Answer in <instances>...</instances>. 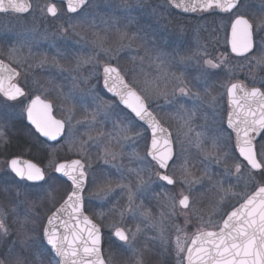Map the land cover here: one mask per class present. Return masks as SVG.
Wrapping results in <instances>:
<instances>
[{
  "label": "snow or ice",
  "instance_id": "snow-or-ice-1",
  "mask_svg": "<svg viewBox=\"0 0 264 264\" xmlns=\"http://www.w3.org/2000/svg\"><path fill=\"white\" fill-rule=\"evenodd\" d=\"M64 3L71 15L61 31L71 29L76 35H80L77 29L90 31L92 38L86 40L90 49H57L50 55L41 50L49 34L33 27L15 33L6 53L0 52L4 56L0 59V145L8 143V122L21 107L36 133L49 141L65 136L69 151L77 156L63 163L50 162L59 177L20 156L5 161L8 173L0 177L5 185L0 191L7 194L11 188L16 203L10 212L0 207V264H121L117 257L123 264H146L148 245L141 248L136 243L141 234L160 248L167 264H264V75H258L264 73V11L259 18L254 13L249 16L244 11L247 0H165L163 6L152 9V15L161 18L170 9L223 14L228 21L226 51L239 58L233 66L228 55L210 57L206 49L191 54L179 47L166 51L156 45L155 38L149 46L145 29L129 31L134 22L131 15L123 27L118 23L116 12L129 13L132 8L127 0L111 9L108 19L101 17L104 31H114L115 39L99 35L96 13L90 11L97 7L95 0ZM61 11L51 0L43 5L35 0H0V14L17 19H35L37 12L41 17L59 18ZM132 51L136 52L130 57L133 68L122 69L121 54ZM62 61L74 62L73 67L65 68ZM193 62L200 67L194 79L210 97L207 101L186 75ZM87 65L91 70L84 75L80 69ZM180 66L184 70H173ZM45 67L61 75L69 73L71 88L65 92L57 85L56 100L49 98L53 89L35 78L31 84L41 94L29 92L30 70ZM221 67L228 68V80L221 85L222 93L212 95L208 80L214 73L209 70ZM237 67L248 69L251 86L235 77ZM93 80L96 83H89ZM101 80L103 90L114 99H105L98 90ZM225 97L227 108L222 111ZM160 99L175 107V113H165L178 122L175 132L158 111ZM189 100L199 104L188 108ZM205 106L208 111H201L204 124L198 130L193 121L197 110ZM57 107L65 113L61 119L54 115ZM77 107L82 110L80 116ZM141 142L142 153L136 148L126 151L127 146ZM193 149L199 161L191 158ZM101 162L110 168L94 167ZM213 165L221 166L222 172L213 173ZM216 175L235 176L236 183L225 186V180L215 179ZM61 178L70 185L56 207L53 185ZM117 189L126 196V203L121 207L117 201L108 209L119 222L111 225L106 246L102 231L106 213L87 214L86 201L95 198L104 207ZM40 191L54 207L44 220L33 211L37 201L29 199ZM150 194L158 204L155 214L144 204ZM43 203L41 197L39 204ZM25 205L29 207L21 218L18 210ZM10 214H14L11 224ZM126 215L139 221L135 230L125 223ZM179 216L184 217L183 226L177 223ZM13 225H18L15 230ZM145 229L154 234L148 235Z\"/></svg>",
  "mask_w": 264,
  "mask_h": 264
},
{
  "label": "rangeland",
  "instance_id": "rangeland-1",
  "mask_svg": "<svg viewBox=\"0 0 264 264\" xmlns=\"http://www.w3.org/2000/svg\"><path fill=\"white\" fill-rule=\"evenodd\" d=\"M124 0H95V4L97 7L95 9H90V11H94L96 13V23L98 25V33L100 36L104 35H109L111 39H115V34L113 32H108L106 33L104 31L105 25L101 20V17H104V19H108V13L110 12L111 9H116L118 6H120ZM128 3L132 4V8L129 13H125L123 10L117 11L116 16L118 17V23L121 27H123L125 24L128 23V15H131L134 18V22L129 25V31L134 32L139 28H143L146 30L148 34V44L151 46L153 38H155V43L158 47H160L163 50L170 51L173 47H179L180 50L184 53L191 54L195 52L197 49H206L208 55L210 57H215V58H221L224 55H228L229 63L233 66L237 65L238 59L235 58L233 55H230L229 50L226 48L227 46L225 45V27L227 26L228 21L225 19H217L215 22L208 17H199V18H191L188 20L184 21L183 28L184 30L188 31L185 34H182L181 32H178L177 30H169L167 28L170 22V20H167L168 18V12H165L163 15V18L160 16H154L152 15V9L157 7V6H163L165 3V0H127ZM261 14H258L257 18H259ZM67 20L66 18H56V19H33V17L27 18V19H15V18H3L0 19V32H8L10 35L14 36L15 33H18L22 31L25 28H37L39 32H44L45 30L49 34V40L44 41L41 44V50L42 51H48L50 55L55 54L57 49H60L61 51H66V50H71L73 52H76L79 49H84L87 51L88 49L91 48L90 44L86 43V40H90L91 37V32L90 31H85L83 29H77L76 31L80 33V35H76L71 29L64 33L61 31V26L67 27ZM181 22V21H179ZM109 25L112 24L111 20H108ZM180 27L181 23H180ZM176 28V27H175ZM171 31V33H170ZM0 33V35H1ZM143 34V33H142ZM85 37V40H82L81 37ZM79 41V43H77ZM139 41L135 42L133 45V48L135 49L139 45ZM51 44H54V47H50ZM3 53H6L4 51H1ZM27 52V49H25V53ZM140 54L143 55V49H140ZM1 55V54H0ZM136 55L135 51H132L131 53H122L121 54V60H120V67L122 69H129L131 70L133 68V63L131 61V56ZM64 64L65 68L70 69L73 67V63H70L68 61H62ZM137 65L139 64V61L136 62ZM91 70V66L87 65L80 69V72L83 73L84 75H87V73ZM173 70L176 71H181L184 70L182 66L180 67H174ZM151 71V69H149ZM200 67L197 66L194 62L187 68L186 70V75L187 77L192 80V84L194 83V78L199 74ZM214 73V75L210 76L209 79L211 80H218L221 79L223 80V83H226L228 80V68L221 67L218 69H213L209 70ZM246 73H248V69H240V68H234V74L236 78H240L241 76H246ZM255 74V73H253ZM45 75V76H42ZM69 73L64 72L63 75H61L57 70L51 69L48 67L45 68H33L30 70V75L27 77L29 81V85L31 88V91L37 94H41L39 89H36L32 86L31 81L33 78L39 80V82L44 85L46 88L53 89L52 94L49 96L50 99L56 100V95H55V88L57 85L62 86L63 90L65 92H68L71 88V81L70 79H67ZM131 75V72H130ZM258 75H264V73H260ZM247 77V76H246ZM247 83L249 86L252 84V80L250 78H246ZM46 81V82H42ZM49 81H52V83H48ZM45 83V84H44ZM89 83H96L95 80L90 81ZM211 84L209 83V86ZM197 86V85H196ZM97 88L99 89V84H97ZM194 90H196L194 88ZM201 95L203 96L204 100L207 101L210 99L208 95H205L203 92V89H200ZM217 91V90H216ZM224 91L223 88H221L220 93ZM214 94V90L211 91L212 95H219ZM103 94V93H102ZM105 99H112L108 97L105 93L103 94ZM224 105L222 106V111L223 109L227 108V99L226 97L224 98ZM57 104H60V101H56ZM160 105L159 112L162 116H165V113H175V107L171 104H167L163 99H160L157 102ZM194 104H199V102H193L191 100L186 101V106L188 108H193ZM201 111H208V109L203 107L202 109L197 110V116L196 119L193 121V123L197 126V129L199 130V126L204 124L203 119L201 118ZM15 118L9 121V123H13V125H19L15 119L18 118L20 119V116H23L22 108L17 107L15 110ZM20 112V114H19ZM56 114L58 117L63 118L65 115L64 112L60 110L59 107L56 108ZM76 114L77 116L82 115V110L77 107L76 108ZM225 120H226V112H223ZM165 119L168 122V125L171 126V129L173 132L177 130L179 127V124L176 120H173L169 118L168 116H165ZM110 127V126H108ZM20 130L18 128L15 130V134L17 133L16 131ZM85 129L81 128V132H83ZM95 133H93L94 135ZM83 139H86L87 137H81ZM133 148H136V150L140 151L141 153L143 152L144 149V144L141 142L138 145H129L126 147V151H132ZM51 153L50 160L46 162L47 170L49 173L52 172V168L49 167L50 162L58 163L60 160L64 159H71V158H77L76 153L74 150L69 151L68 145L64 142L52 149L49 150ZM191 158L193 160L199 161L200 156L199 154L193 149L191 150ZM93 159H95V156L93 155ZM125 164H128L127 158H125L124 161ZM233 161L229 160L228 162V167L231 169L232 168ZM5 161L0 162V171L5 170ZM132 167L136 166V163L133 162ZM95 168L99 167H109L110 166H104L102 162L100 164H95ZM197 167H202V165H197ZM114 172V170H112ZM212 171L213 173H219L222 172V167L221 166H212ZM199 174V173H197ZM215 179H224L225 180V186H227L229 183L235 184L236 183V177L231 176V177H223L222 175H216ZM62 187H59V186ZM155 185V184H154ZM239 187L242 189L244 187L243 181L240 182ZM66 188V189H65ZM66 190V191H65ZM251 190V189H249ZM68 191V188L66 187L65 184L57 183V199L55 200V203L57 202L60 203L65 199L66 197V192ZM87 194V193H86ZM211 195V194H210ZM87 196V195H86ZM113 198V199H112ZM110 203L111 200H118L119 206H123L126 203V196H124L119 189H117L112 195L108 198ZM92 203H101L100 201H97L95 198L91 200ZM207 203V200L205 201ZM233 204L236 202L233 201ZM108 204V203H106ZM116 204V203H115ZM210 211V209H205V213ZM182 220H184V217L181 216ZM119 222V217L118 221ZM131 222V224H129ZM139 221L132 220L130 215H126L125 217V223L130 226L133 230H135L136 223ZM183 226V224H180ZM143 226V225H142ZM192 227V225H189V227ZM145 232L150 235L147 232V229H145ZM144 234H141L138 237L137 240V246L143 248L145 244L148 245V250L147 252L150 253L151 255L153 254L155 257L161 256L160 255V248L157 245H154L153 242L149 243H143L144 240ZM145 252V254H147ZM149 254V255H150ZM150 255V256H151ZM151 264H159V263H151Z\"/></svg>",
  "mask_w": 264,
  "mask_h": 264
},
{
  "label": "flooded vegetation",
  "instance_id": "flooded-vegetation-1",
  "mask_svg": "<svg viewBox=\"0 0 264 264\" xmlns=\"http://www.w3.org/2000/svg\"><path fill=\"white\" fill-rule=\"evenodd\" d=\"M35 2L43 5V4L48 3L49 0H35ZM51 2L56 3L58 5V7H60L62 9L59 17L68 19V16L71 15V14H67L66 13V5H65V3L62 2V1H56V0H51ZM244 11H246V13L249 16H251L254 13L255 17H257L258 14H261L262 11H264V2H262V0H247V8ZM204 16H205V18L208 17L209 19L213 20L214 22L217 19H225V20H227L223 16V14H221V15H211V14H207V13L186 14V13H183V12L177 10V9H171L170 12L168 13V16H167L168 18H166V19L170 20V21H173V22L169 23V25L167 26L169 28H167V29H169L171 31L177 30L178 32H181L182 34H185L184 33V31H185L186 33L189 34V32L184 30V28H183L184 21L188 20V19H191V18H199V17L201 18V17H204ZM30 17H32V16H28L27 18H30ZM35 17L37 19H40V20L41 19H56V18H51V17H41V15L38 12L35 13ZM3 18H15V17L9 16V15L0 14V19H3ZM15 19H17V18H15ZM179 21H181V22H179ZM180 23H181L182 27H180ZM171 31H170V33H171ZM11 43H12V36L10 35V33L2 32L1 35H0V50L6 52L8 46ZM228 50L230 52V49H228ZM0 59H4V56L2 54L0 55ZM237 59H239V58H237ZM5 62H7V61H5ZM42 76H45V75H42ZM246 78L247 77L243 75L239 79L240 80H244L247 83ZM192 79L194 80L193 85L195 86V89H199V90L203 89L202 86H200V85H198L196 83L194 78H192ZM42 82H46V81H42ZM209 83L211 84L210 86H209ZM221 83H223V80H221V79H218V80L209 79L208 80V86H209L211 91L214 90V94L220 93V91H221ZM99 89L102 90L103 94L105 93L108 97L114 99L113 97L108 95L105 90H103L102 80L99 83ZM200 91H202V90H200ZM29 92L32 93L33 96L35 94H37V93H34V92L31 91L30 85H29ZM25 103H27V100H25ZM223 105H224V101H223L222 106ZM19 114H20V112H19ZM54 114H55V116L58 119H60V117H58L57 114H56V109L54 110ZM14 121L19 123V125H13V123H9L8 122L7 129H6L8 143L6 145H0V162L2 160L6 161V160L11 159L13 157L20 156L23 159H29L32 162L37 163L36 161L32 160L30 158V156L34 155V154H39L41 152V148L42 147H43V149L45 151L44 153L48 154V161H49L50 157H51V153L49 152V150L54 148V147H56V146H58V145H60V144H62L64 142L65 136L59 142L48 143L38 133L35 132L34 127H32L30 124L27 123L26 114H23V116L21 115L19 120L17 118ZM18 128H20V130L16 131L17 133L15 134V130H17ZM71 159H74V158H71ZM71 159H68V160H71ZM65 161H67V159L60 160L58 163H62V162H65ZM38 165L41 166L42 168H44L45 171L48 174H50L52 176L59 177V175L57 173H55L53 171V169H52V172L49 173V171L47 170V167L42 166L40 164H38ZM7 173H8V170L5 168V170L0 171V177H5L7 175ZM41 183H43V182H41ZM57 183L58 184L59 183L65 184L67 188L70 185L69 182H67L66 180H64L62 178H61V181H57L53 185L54 197L56 199H57ZM3 187H5V185L0 184V188H3ZM59 187H62V186L60 185ZM153 187L155 188L156 186L153 185ZM157 191H159V189H157ZM41 197H43V199H44V203L42 205L39 204V201H40ZM29 199L30 200L35 199L37 201V205L38 206L34 207L33 211L35 213L39 214V217H40L41 220H44V218L47 215H49L52 210H54L53 204L51 202H49L48 198L44 195L43 191H40L38 193L37 192L32 193V195L29 197ZM117 201L118 200H111L112 203L105 204L104 207H101V203L95 204V203L86 201L87 214L95 215L96 213H99L100 211H104L106 213L105 219L102 221V223H103L102 231L104 233V240H105V245L106 246H107V241H108V233L110 231L111 225L114 224V223H117V221H118V216L113 215V214H109L108 213V209L113 204L117 203ZM15 203H16L15 193H14L13 190H11V188L9 189V192L7 194H5L3 191H0V207H3L6 211L10 212L11 207ZM60 203L57 204V202H56L55 206L58 207ZM144 204H145V206L151 208L154 214L158 212L157 201H156L155 198H153V196L151 194L149 196L145 197ZM27 207H29V205L22 206L18 210L19 213H20V217L21 218L23 217L25 209ZM13 218H14V214H10V216H9V223L10 224H11ZM97 222L99 223L100 221L98 220ZM177 223L184 224V220H182L181 216H179L177 218ZM129 224H131V222ZM17 226L18 225H13L14 230H15V228ZM128 227L130 228V226H128ZM191 230H192V227L190 226L189 227V232H191ZM147 232L150 235L154 234L149 229H147ZM143 240H144L143 243H146V242L152 243V241L146 240L145 237L143 238ZM149 254L150 253H148V252H147V254H145L146 264H151V263H155V262L159 263V264H167V261H168L167 257H164V258H162L161 256L155 257L153 254L152 255L150 254L151 256ZM117 258L121 259V264H123V259L120 258V257H117Z\"/></svg>",
  "mask_w": 264,
  "mask_h": 264
},
{
  "label": "trees",
  "instance_id": "trees-1",
  "mask_svg": "<svg viewBox=\"0 0 264 264\" xmlns=\"http://www.w3.org/2000/svg\"><path fill=\"white\" fill-rule=\"evenodd\" d=\"M44 149L43 147L41 148V152L39 154H34L31 155L30 158L34 161H36L38 164L42 165V166H46V162L48 160V154L44 153Z\"/></svg>",
  "mask_w": 264,
  "mask_h": 264
},
{
  "label": "water",
  "instance_id": "water-1",
  "mask_svg": "<svg viewBox=\"0 0 264 264\" xmlns=\"http://www.w3.org/2000/svg\"><path fill=\"white\" fill-rule=\"evenodd\" d=\"M56 1H62V2H64V0H56ZM177 10H179V9H177ZM180 11V10H179ZM182 12V11H181ZM184 13V12H183ZM186 14H194V13H186ZM106 91V90H105ZM108 95H110L111 96V94L110 93H107ZM112 97V96H111ZM55 115V114H54ZM57 118V117H56ZM27 123L28 124H30L28 121H27ZM31 125V124H30ZM32 126V125H31ZM33 127V126H32ZM39 134V133H38ZM42 137V136H41ZM64 136H61L57 141H49V140H47V138H45V137H42L43 139H45L48 143H56V142H59L62 138H63ZM63 163V162H62ZM59 176H60V174L59 173H57ZM62 179H64V180H66V178H62ZM67 182H69L70 183V181H67Z\"/></svg>",
  "mask_w": 264,
  "mask_h": 264
}]
</instances>
